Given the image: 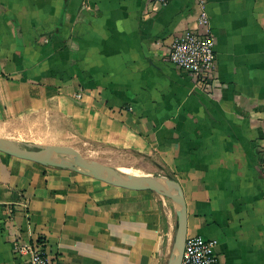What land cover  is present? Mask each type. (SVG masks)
Instances as JSON below:
<instances>
[{
    "label": "crops",
    "instance_id": "0c3cea01",
    "mask_svg": "<svg viewBox=\"0 0 264 264\" xmlns=\"http://www.w3.org/2000/svg\"><path fill=\"white\" fill-rule=\"evenodd\" d=\"M203 11L212 93L168 61ZM35 114L59 117V144L179 181L219 264H264V0H0V136ZM170 200L0 151V264H29L17 241L63 264H168Z\"/></svg>",
    "mask_w": 264,
    "mask_h": 264
},
{
    "label": "water",
    "instance_id": "95a60500",
    "mask_svg": "<svg viewBox=\"0 0 264 264\" xmlns=\"http://www.w3.org/2000/svg\"><path fill=\"white\" fill-rule=\"evenodd\" d=\"M0 151L46 166L71 168L84 175L131 190H151L172 200L177 214L176 233L168 264H181L188 236L187 202L179 181L169 174L136 175L85 156L71 145L38 144L0 136Z\"/></svg>",
    "mask_w": 264,
    "mask_h": 264
},
{
    "label": "built area",
    "instance_id": "2783aa9c",
    "mask_svg": "<svg viewBox=\"0 0 264 264\" xmlns=\"http://www.w3.org/2000/svg\"><path fill=\"white\" fill-rule=\"evenodd\" d=\"M155 4L167 6L173 0H153ZM196 27L187 28L171 44L168 61L187 72L195 86L204 92L219 90L216 77V38L211 29L209 15L201 12ZM79 98L82 94H78ZM217 238L188 235L181 264H219ZM15 254L26 257L29 264H63L48 254L40 242L17 241Z\"/></svg>",
    "mask_w": 264,
    "mask_h": 264
},
{
    "label": "rangeland",
    "instance_id": "374dc122",
    "mask_svg": "<svg viewBox=\"0 0 264 264\" xmlns=\"http://www.w3.org/2000/svg\"><path fill=\"white\" fill-rule=\"evenodd\" d=\"M78 94H76L75 97L78 99H82L83 96L79 98ZM60 127L61 124H59V117L57 115L35 114L33 116H29L27 118H20L18 120L11 122L8 128L5 129L3 134L8 135L6 138L14 139L17 141L35 142L38 144H59L61 140V138H59ZM60 145H66V144H60ZM86 147H87L86 145L82 146V148H85L83 154L89 158L99 160L101 162L110 164L112 166L115 164L118 165V163L120 164L127 163L125 161L123 162L118 159L119 154H114L109 151L103 152L102 149L99 148H96V150H93L92 152H88L86 150ZM170 202L172 204L171 200ZM176 221H177V217H176ZM175 233H176V227H175Z\"/></svg>",
    "mask_w": 264,
    "mask_h": 264
},
{
    "label": "bare ground",
    "instance_id": "6f19581e",
    "mask_svg": "<svg viewBox=\"0 0 264 264\" xmlns=\"http://www.w3.org/2000/svg\"><path fill=\"white\" fill-rule=\"evenodd\" d=\"M98 153V152H97ZM91 157V155H90ZM98 157V156H97ZM117 169L120 171V172H123V173H126V174H136V175H142V176H147L148 174H144V172H142V170L138 169V168H135L133 166H126V165H118L116 166Z\"/></svg>",
    "mask_w": 264,
    "mask_h": 264
}]
</instances>
